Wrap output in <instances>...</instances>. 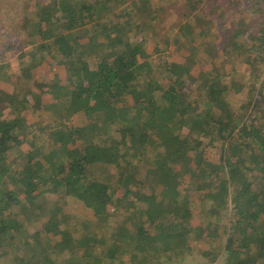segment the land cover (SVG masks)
I'll list each match as a JSON object with an SVG mask.
<instances>
[{"label": "trees", "instance_id": "obj_1", "mask_svg": "<svg viewBox=\"0 0 264 264\" xmlns=\"http://www.w3.org/2000/svg\"><path fill=\"white\" fill-rule=\"evenodd\" d=\"M4 2L0 9L14 6L19 15L7 21L4 36L14 38L17 28L34 37L18 63L34 86L21 93L0 84V264H264V82L232 108L226 97L233 84L224 80L232 74L198 68L187 41L188 48H177L181 55L169 38L151 43L150 53L131 19L138 12L157 27L150 0L133 1L132 10L107 20L111 0ZM252 8L262 12L264 5ZM262 22L252 24L244 55L253 75L251 54L264 59ZM89 23L88 42L74 38L73 30ZM238 23L244 28V19ZM226 30L224 47H233L243 29ZM42 69L52 81L37 76ZM191 88L200 93L195 99ZM26 105L62 121L43 127L18 114ZM78 113L86 117L74 126L69 119ZM11 149L27 163L12 161ZM6 175L22 188H5ZM186 176L196 182L198 202L187 195ZM31 221L40 227L29 231ZM217 236L221 245L198 250L197 259L193 242ZM13 250L20 254L7 263Z\"/></svg>", "mask_w": 264, "mask_h": 264}, {"label": "rangeland", "instance_id": "obj_2", "mask_svg": "<svg viewBox=\"0 0 264 264\" xmlns=\"http://www.w3.org/2000/svg\"><path fill=\"white\" fill-rule=\"evenodd\" d=\"M4 1L5 0H0V4H5ZM133 1L140 0H111L112 3L110 4V9L106 10L105 12V19L107 20L111 17L114 18L115 15L124 10H132ZM253 1L256 2L257 0ZM254 2L249 4H241L236 0H202V2H200L202 4L199 5V3L195 0H150V4L153 5L156 10L157 18L154 20V22H158L157 27H147L145 22L143 23V20L139 19V13L135 12V14L131 18L134 22L133 34L134 36H143L145 38V45L148 47L147 49L148 51H150V53L154 52L150 45L151 43L159 41L164 44L166 38H169V41L171 42V49L177 52L176 56L180 54L177 51V48H182L183 46L188 48L189 44L193 46L191 50L187 49L189 51L187 54L193 52V58H195L196 62L200 65V67L198 68H204L206 72L216 69L220 70L221 74H232L233 77L231 78H233V80L231 78H224L226 82H228L229 84H233V89H230V93L228 97H226V99L231 103L232 108H239L241 104H243L244 101L248 98L249 93L251 92V85L256 82L255 84L260 87L261 82H264V59H261L263 57L262 54L258 52L257 54H251L252 57L255 56L254 62L255 67L257 68V70H253L255 72L254 75L252 74L250 65L245 63L247 58L246 56H244L245 50L249 47L250 44V41L248 40L250 33L249 31L257 28H254L252 24L262 22V19L264 20V10L262 12L254 10L252 8L253 4H255ZM8 8L9 10H7V6L0 9V84L2 83L5 87L13 88L16 89L17 92L23 93V88H33L34 81L22 76V71L20 70L18 63H21V52L24 50V46L30 47L31 44L28 42H33L34 37L28 35L27 29L26 31L23 30V32L21 31V33H18L17 28L14 31V38L11 39L9 36H4V34L7 33V21L19 16L18 14L16 15V9L14 6H8ZM151 10L152 9L150 8L149 12L146 11L148 16H151ZM102 12L101 15L103 14ZM188 14H190V16L186 17ZM240 19L245 20V23L243 25L244 28H239L238 22L240 21ZM16 22H18V20H16ZM92 29V23L81 26L73 30L74 38H78L83 43H87L90 38ZM238 29H243V33L237 36L236 43L234 44L235 46L225 48V30L226 32H228L237 31ZM245 30L248 32L247 34H245L244 32ZM201 31L204 32L203 35L200 33ZM219 33L223 34V36L220 38L217 37ZM132 39L135 40L136 37H133ZM186 41L189 44H187ZM9 45H13V47L11 49H8ZM21 45H23V47ZM162 47L165 48V45H162ZM239 48H242L243 52H241ZM43 59L47 61L51 58L45 55ZM61 59L62 58L60 57L56 58V60ZM256 61L260 62L256 63ZM69 62L64 64L67 76L68 71H70L72 68V65ZM47 65L48 63L46 62L44 66ZM153 65L156 67V63H153ZM192 68L193 72H198L194 65H192ZM162 73V70L157 69L154 74L155 77L161 78ZM258 74L261 77H259V79H256L255 76ZM37 76L39 78L47 77L48 80L52 79L50 78L51 75L49 76L46 72L43 71V69L41 71H38ZM143 76H145V74H143ZM244 84L245 87H243ZM237 86H241V90L238 89V91H236L234 88ZM199 94L200 93L196 91L195 88L190 89L191 99L197 98ZM26 106L28 107V109H19L17 110L18 114L28 116L29 118H31V121L37 120L41 122V126L43 127H46V124L49 122H51L55 126H58L59 122L62 121V119L61 121H59V118L52 117V114L45 113L44 110L38 111L30 108V106L28 105ZM85 117V115H81L78 113L73 115L69 120L74 124V126H81L83 125ZM61 128L63 130H67V125H61ZM40 133L43 136V132H37V134ZM76 144L80 146L82 144V141L76 140ZM17 150H19V148ZM17 150H9L7 152L9 154L8 157H10L12 161H16L19 164L25 165L27 163V159L24 156H18L19 151ZM242 154L246 160H250V156L247 152H243ZM249 166L252 168L254 167V164L250 163ZM248 171V174L251 176V178L258 176L256 167ZM184 179L189 180V190L186 191L188 197H190L192 202H198L200 200L199 195L193 187L196 182H194V179H190V177L188 176H186ZM4 183L5 188L7 189H9V187H12L14 190L19 191L22 188V185L17 182L16 179H14L11 175H6V177L4 178ZM182 190L184 194L185 188H182ZM46 194L49 195V192H47ZM50 197L52 198L54 196H49V198ZM47 199L48 198L42 199L43 204L46 206L47 204L44 201H47ZM196 204L197 209H200V204ZM66 208L70 210L67 205ZM38 210L39 209H36L35 211L38 212ZM222 212V224L225 225L226 221H228V218L224 213L226 211L223 210ZM24 214L25 213H22L20 215L21 221L26 220ZM214 218L216 217H213V219ZM200 222L201 220L199 216L194 222L195 226ZM40 224V221H31L29 223V231H35L40 227ZM222 227L223 228H221L220 230L221 232H219L220 235H224V226ZM222 238L224 239V237ZM220 241L221 239L218 236L201 242L194 241L193 244L197 252L196 254L198 255L197 259H201V254L198 252V250L207 251L211 248V246H213L212 248H217L221 245ZM21 253H23V251ZM17 254H20V251L13 250V252L9 256L10 259L8 257L6 262L12 263L11 259L13 257L16 258ZM201 260L197 261V263L199 264ZM78 261H80V259H78Z\"/></svg>", "mask_w": 264, "mask_h": 264}, {"label": "built area", "instance_id": "obj_3", "mask_svg": "<svg viewBox=\"0 0 264 264\" xmlns=\"http://www.w3.org/2000/svg\"><path fill=\"white\" fill-rule=\"evenodd\" d=\"M236 1L239 2V3H241V4H245V3H248L249 4V3L254 2L253 0H236ZM254 3H260V4H263L264 5V0H257Z\"/></svg>", "mask_w": 264, "mask_h": 264}]
</instances>
